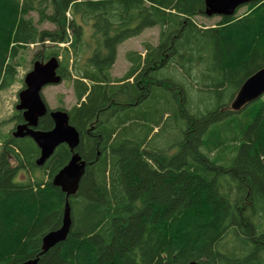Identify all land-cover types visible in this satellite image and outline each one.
Wrapping results in <instances>:
<instances>
[{
  "label": "trees",
  "instance_id": "16d2710c",
  "mask_svg": "<svg viewBox=\"0 0 264 264\" xmlns=\"http://www.w3.org/2000/svg\"><path fill=\"white\" fill-rule=\"evenodd\" d=\"M243 6L207 27L205 0H0V90L31 44L33 64L56 56L76 98L57 108L87 162L67 238L40 254L62 225L66 193L52 179L72 152L60 144L39 166L33 139L3 142L0 264H264V94L231 108L264 67V0ZM156 26L157 44L128 52L113 77L119 45Z\"/></svg>",
  "mask_w": 264,
  "mask_h": 264
},
{
  "label": "water",
  "instance_id": "95a60500",
  "mask_svg": "<svg viewBox=\"0 0 264 264\" xmlns=\"http://www.w3.org/2000/svg\"><path fill=\"white\" fill-rule=\"evenodd\" d=\"M253 1L256 0H205V14L207 16H230L239 7ZM59 66V59L52 56L47 61H35L33 68L26 73L24 77L25 88L19 92L20 101L17 105L18 110H23L25 122L18 124L12 133L14 137L28 136L34 140L40 148V156L36 160L39 166L45 164L60 144H67L72 152L67 164L52 179L53 185L60 187L66 193L62 225L57 229L48 231L43 236L40 254L67 238L72 226L69 197L76 194L81 176L87 165L86 160L77 151L80 143V132L70 123L68 111L63 109L49 110L41 94L45 86L62 82V77L58 73ZM263 94L264 67L257 70L243 82L231 103V108L240 110ZM48 112L54 122V127L48 130L36 128L40 117ZM38 258L37 256L27 259L18 264H37ZM175 264L198 263L190 261Z\"/></svg>",
  "mask_w": 264,
  "mask_h": 264
},
{
  "label": "rangeland",
  "instance_id": "374dc122",
  "mask_svg": "<svg viewBox=\"0 0 264 264\" xmlns=\"http://www.w3.org/2000/svg\"><path fill=\"white\" fill-rule=\"evenodd\" d=\"M247 8L241 7L238 13H243ZM36 16V14L34 13ZM37 18V16H36ZM220 20V16H207L198 17V23L204 26H215ZM42 28H54L50 23H43L40 25ZM159 39V28L152 27L144 30L140 35L131 37L124 41L118 47V54L116 61L111 69L112 76L115 78H120L124 76L127 69L130 67V61L128 60L126 54L131 51H138L140 53L145 52V44H157ZM65 45V44H64ZM63 46V45H62ZM42 47L37 44H31L24 49V53L18 57V62L20 66L18 67L17 76L15 82L8 88L0 90V150L3 142L9 139V135H12L13 128L16 125V103L18 100V92L23 87L24 77L26 73L32 69L33 63L32 58L38 50ZM62 59V56H60ZM72 84L62 81L59 84L47 85L43 88L42 94L47 101L50 108H57L64 106L70 108L76 102L74 96V91L72 89ZM196 88V89H195ZM194 89L198 90V86ZM264 98V95L262 96ZM171 128V127H170ZM161 131L160 128H155L154 132ZM176 131L169 129L168 131L162 132L156 139L158 146H165L169 144L172 139H174ZM22 174L20 178H23Z\"/></svg>",
  "mask_w": 264,
  "mask_h": 264
},
{
  "label": "flooded vegetation",
  "instance_id": "af4514ba",
  "mask_svg": "<svg viewBox=\"0 0 264 264\" xmlns=\"http://www.w3.org/2000/svg\"><path fill=\"white\" fill-rule=\"evenodd\" d=\"M59 73V72H58ZM23 88H25V84H23V87L19 90V92L23 89ZM19 92H18V100H17V103H16V112H17V114H18V116H17V118H16V125H15V127L13 128V131L15 130V128H16V126L18 125V124H21V123H24L25 122V119H24V115H23V110H18L17 109V105H18V103H19ZM42 94V93H41ZM43 95V94H42ZM43 97V96H42ZM46 104H47V106H48V109L49 110H52V108H50V106L48 105V103L46 102ZM53 109H60V108H53ZM64 110V109H63ZM46 115V114H45ZM44 115V116H45ZM47 115H49L50 116V113L48 112L47 113ZM41 118V117H40ZM50 118H51V116H50ZM40 120V119H39ZM51 120H52V118H51ZM53 121V120H52ZM54 127V122H53V126H52V128ZM36 128H39V123H38V126L36 127ZM52 128H50V129H52ZM39 129H41V128H39ZM13 131H12V133H13ZM25 137H28V136H25ZM31 138V137H30ZM32 139V138H31Z\"/></svg>",
  "mask_w": 264,
  "mask_h": 264
},
{
  "label": "bare ground",
  "instance_id": "6f19581e",
  "mask_svg": "<svg viewBox=\"0 0 264 264\" xmlns=\"http://www.w3.org/2000/svg\"><path fill=\"white\" fill-rule=\"evenodd\" d=\"M60 61V60H59ZM154 72H156V71H154ZM187 75V74H186ZM94 77V76H93ZM83 87V86H82ZM82 90V89H81ZM141 102V101H140ZM22 153V152H21ZM23 155H25V154H23Z\"/></svg>",
  "mask_w": 264,
  "mask_h": 264
}]
</instances>
